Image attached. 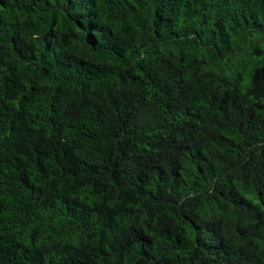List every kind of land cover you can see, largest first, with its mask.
Masks as SVG:
<instances>
[{"label": "trees", "instance_id": "obj_1", "mask_svg": "<svg viewBox=\"0 0 264 264\" xmlns=\"http://www.w3.org/2000/svg\"><path fill=\"white\" fill-rule=\"evenodd\" d=\"M0 264H264V0H0Z\"/></svg>", "mask_w": 264, "mask_h": 264}]
</instances>
